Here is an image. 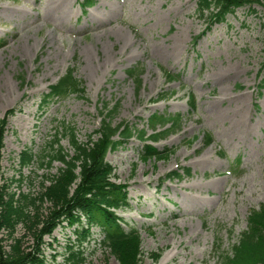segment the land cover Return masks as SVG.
Instances as JSON below:
<instances>
[{
  "label": "rangeland",
  "instance_id": "1",
  "mask_svg": "<svg viewBox=\"0 0 264 264\" xmlns=\"http://www.w3.org/2000/svg\"><path fill=\"white\" fill-rule=\"evenodd\" d=\"M80 2L0 0V122L15 111L3 129L0 185L16 194L37 192L46 168L18 177L20 152H43L61 122L86 142L99 126L101 102H118L113 122L148 135L153 113L180 114L179 129L153 144L171 151L166 158L141 160L135 138L107 153L112 180L128 191L130 207L117 213L139 233L141 264H214L217 240L229 252L249 212L264 206L262 8H239L206 30L196 0H94L84 10ZM135 67L142 73L139 88L126 74ZM69 68L82 95L40 108L41 94ZM207 134L212 143L204 147ZM60 144L69 150L66 140ZM60 167L53 163L50 175ZM179 169L190 175L166 180ZM40 211L45 216L47 204ZM78 229L63 222L43 237V264H74L69 256L79 249ZM21 235L22 248L32 251L30 234L18 228L15 236ZM96 240L101 236L93 228L81 264H119Z\"/></svg>",
  "mask_w": 264,
  "mask_h": 264
},
{
  "label": "trees",
  "instance_id": "2",
  "mask_svg": "<svg viewBox=\"0 0 264 264\" xmlns=\"http://www.w3.org/2000/svg\"><path fill=\"white\" fill-rule=\"evenodd\" d=\"M94 4V0H81L79 6L84 10ZM251 5L260 6L264 12V2L261 0H196V13L204 19L205 29L209 30L211 25L224 22L226 16L233 15L237 9ZM262 27L264 31V23ZM197 38L193 39L191 45H195ZM261 73L264 74V55L258 75ZM126 74L139 88L141 70L135 67L127 70ZM18 80L21 86L25 85L23 75H19ZM263 80L258 84V90L263 87ZM82 93L81 82L75 78L74 70L69 68L48 87L46 93L41 94L39 107L44 109L69 95ZM158 98L160 101L164 96L159 95ZM189 104L193 107V102ZM118 110V102L113 105L101 102L97 110L99 126L86 136V142L78 140L72 125L61 122L43 152L36 153L31 148L20 152L18 177H22V170L35 166L45 167L46 175L40 180L39 190L35 193H11L7 191L6 183L0 185V264H43L40 252L43 237L50 236L63 222L79 226L76 232L79 249L69 256L74 264L83 263L81 247L91 241L93 228L98 229L101 236L98 246L119 264H141L138 259L139 233L117 213L130 207L127 186L112 180L114 169L105 158L108 152L122 147L131 138L141 144V160L160 161L166 158L171 151H158L153 144L178 130L181 116L153 113L147 119V128L151 131L148 135L145 130L137 131L126 122L114 123ZM14 115L13 109L8 110L0 122V148L6 121ZM206 136L204 147L212 143V138L208 134ZM62 140L67 141L68 151L61 146ZM53 163H59L61 167L56 174L50 175ZM179 171L180 174L176 171L167 174L166 180L179 181L182 176L190 175L189 169ZM17 182L21 183L22 178ZM43 204H47L45 216L40 211ZM18 228L32 237V251L22 248L24 236H15ZM4 238L9 240L7 245L2 244ZM212 255L216 257L214 264H264V206L249 212L246 229L240 233L229 252L221 250L220 240H217ZM157 258L158 255L154 254L152 259L156 261Z\"/></svg>",
  "mask_w": 264,
  "mask_h": 264
},
{
  "label": "bare ground",
  "instance_id": "3",
  "mask_svg": "<svg viewBox=\"0 0 264 264\" xmlns=\"http://www.w3.org/2000/svg\"><path fill=\"white\" fill-rule=\"evenodd\" d=\"M160 264H164V260H161V261H160Z\"/></svg>",
  "mask_w": 264,
  "mask_h": 264
}]
</instances>
